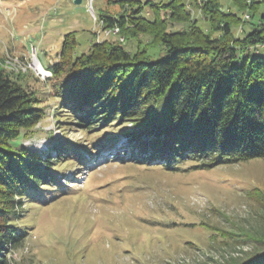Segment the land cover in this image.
<instances>
[{
  "label": "trees",
  "instance_id": "1",
  "mask_svg": "<svg viewBox=\"0 0 264 264\" xmlns=\"http://www.w3.org/2000/svg\"><path fill=\"white\" fill-rule=\"evenodd\" d=\"M107 1L121 10L101 13V27L117 26L123 40L91 41L78 54L76 31L63 35L47 66L56 114L67 111L83 132L99 129L91 145L104 132L114 133L106 140L120 130L130 136L126 154L113 155L121 162L178 170L188 160L203 169L264 159V0H229L227 8L223 0ZM21 80L0 66V264H10V251L26 239L24 203L62 185L58 161L82 156L62 137L51 142L54 156L19 140L34 133L48 105ZM245 236L256 249L223 264H264V235Z\"/></svg>",
  "mask_w": 264,
  "mask_h": 264
},
{
  "label": "rangeland",
  "instance_id": "2",
  "mask_svg": "<svg viewBox=\"0 0 264 264\" xmlns=\"http://www.w3.org/2000/svg\"><path fill=\"white\" fill-rule=\"evenodd\" d=\"M228 4L223 0L224 8ZM87 6V0H0V66L21 73L26 88L48 104L47 117L19 140L42 151L62 137L82 151L81 157L69 153L75 159L55 167L60 183L67 178V189L64 184L46 187L40 203H24L20 225L27 235L10 251V264H223L244 259L257 247L245 234L264 235L263 158L203 169L190 168L188 160L178 170L159 163L110 162V153L127 152L130 136L120 130L106 140L114 133L104 132L107 137L91 145L99 129L83 132L67 111L56 114V99L48 93L51 72L44 68L57 60L63 35L76 31L78 54L88 51L91 41L120 37L105 36L99 22L101 13L121 10L116 2L93 0L96 20ZM242 16L250 18L247 12ZM36 60L48 74L34 68ZM62 189L67 192L60 194Z\"/></svg>",
  "mask_w": 264,
  "mask_h": 264
},
{
  "label": "built area",
  "instance_id": "3",
  "mask_svg": "<svg viewBox=\"0 0 264 264\" xmlns=\"http://www.w3.org/2000/svg\"><path fill=\"white\" fill-rule=\"evenodd\" d=\"M91 3H92V0H88V6H89L90 9L92 8ZM102 31H103V34L105 36L113 35V34H118L119 35V28L117 26H113V27H110V28H104V29H102ZM119 39L122 41L123 37L120 36ZM32 57H34V59L36 58L35 50L32 53ZM11 58H15L18 61L17 57H11ZM32 61H33V58H32Z\"/></svg>",
  "mask_w": 264,
  "mask_h": 264
},
{
  "label": "bare ground",
  "instance_id": "4",
  "mask_svg": "<svg viewBox=\"0 0 264 264\" xmlns=\"http://www.w3.org/2000/svg\"><path fill=\"white\" fill-rule=\"evenodd\" d=\"M34 68L37 70V71H39V72H42V70H41V65H39L36 61H34Z\"/></svg>",
  "mask_w": 264,
  "mask_h": 264
},
{
  "label": "water",
  "instance_id": "5",
  "mask_svg": "<svg viewBox=\"0 0 264 264\" xmlns=\"http://www.w3.org/2000/svg\"><path fill=\"white\" fill-rule=\"evenodd\" d=\"M81 0H75V2H80Z\"/></svg>",
  "mask_w": 264,
  "mask_h": 264
}]
</instances>
